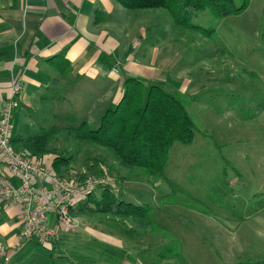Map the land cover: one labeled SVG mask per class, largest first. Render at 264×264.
I'll return each instance as SVG.
<instances>
[{"label":"rangeland","instance_id":"374dc122","mask_svg":"<svg viewBox=\"0 0 264 264\" xmlns=\"http://www.w3.org/2000/svg\"><path fill=\"white\" fill-rule=\"evenodd\" d=\"M166 21L174 32L175 18ZM190 24L200 25L206 33L182 27L186 35L181 42L173 35L167 49L183 56L172 71L183 85L174 81L168 88L164 85L193 120V142L173 145L161 180L134 168L128 172L136 183L119 190L122 200L155 208L158 228L135 240L97 218L81 219L58 236L68 237L61 250L76 263L88 257L106 264L99 254L109 248L121 254V264H264V118L260 117L264 111V0H251L245 11L225 19L206 11ZM85 104L63 105V113L56 115L55 106L48 102L44 108L50 113L45 117L54 122L44 118V124L87 123L97 129L114 108L110 103ZM14 124L18 128L19 120ZM58 147L75 158L64 180L72 183L71 179L78 181L83 175L94 187L121 186L113 182L107 166L95 164V159L111 158L104 148L63 140ZM169 240L171 252L181 256L164 260L159 253L165 252L164 242ZM56 264L70 263L57 259Z\"/></svg>","mask_w":264,"mask_h":264},{"label":"crops","instance_id":"0c3cea01","mask_svg":"<svg viewBox=\"0 0 264 264\" xmlns=\"http://www.w3.org/2000/svg\"><path fill=\"white\" fill-rule=\"evenodd\" d=\"M165 12L127 11L115 0H0V114L12 97L13 82H22L12 115L13 138H29L27 133L33 136L38 129L51 127L52 122L44 124V118L54 122L45 117L50 113L44 108L48 102L56 115L72 103L115 107L126 77L167 88L174 81L182 88L172 71L183 56L170 54L167 45L173 35L181 42L186 31L177 25L173 32L166 21L172 16ZM260 115L264 118V111ZM51 157L44 161L49 166ZM19 212L17 206L0 205V247L10 257L0 255V264H10L18 244L24 243Z\"/></svg>","mask_w":264,"mask_h":264},{"label":"trees","instance_id":"16d2710c","mask_svg":"<svg viewBox=\"0 0 264 264\" xmlns=\"http://www.w3.org/2000/svg\"><path fill=\"white\" fill-rule=\"evenodd\" d=\"M115 1L127 11H168L178 26L190 27L205 33L200 25L190 22L198 20L206 11L218 19H225L245 11L251 2V0ZM194 130L195 124L185 106L166 90L163 83L126 77L122 98L113 109L106 112L99 128L94 129L87 123L80 126L43 127L29 138L14 137L12 146L16 152H29L38 160L45 156H53L51 167L60 177H66L75 162L74 156L59 152L61 140L77 145L93 144L108 151L107 156L111 158L95 159V164L107 166L109 174L114 178L113 182H119L121 186L115 188L112 184H99L96 187L93 185L94 188L85 195L86 197L71 205L70 214L76 223L84 218H97L100 223L113 229L117 228L123 235L136 240L148 236L158 227L154 220L155 208L126 202L120 198V187L136 183L128 171L139 168L161 180L165 176L173 145L176 143L190 145L194 139ZM100 170L103 173V170ZM87 179L81 175L78 181L71 180L77 187H87L91 184ZM170 186L173 190L176 189L174 184L170 183ZM64 236L52 243L38 240L25 243L13 256L10 264H56L57 259L68 258L61 250L63 242L68 238ZM171 244L170 240L164 242L165 252L159 253V257L170 260L181 256L178 251L172 249L174 252H171ZM139 254L142 255L144 252ZM99 255L106 264H121L123 259L115 249L108 248ZM98 262L99 259L90 261L88 257H80L79 263L73 264Z\"/></svg>","mask_w":264,"mask_h":264},{"label":"built area","instance_id":"2783aa9c","mask_svg":"<svg viewBox=\"0 0 264 264\" xmlns=\"http://www.w3.org/2000/svg\"><path fill=\"white\" fill-rule=\"evenodd\" d=\"M21 89V80H15L12 97L0 114V161L5 171L0 174V205L20 209L21 241L52 243L58 239L60 232H67L76 226L70 207L74 200L89 193L94 184L74 187L73 181H70L73 184L69 183L55 174L44 160L32 157L29 152L13 149L12 115ZM51 217L54 219L52 222ZM23 244H18V250ZM0 255L10 260L2 247Z\"/></svg>","mask_w":264,"mask_h":264}]
</instances>
